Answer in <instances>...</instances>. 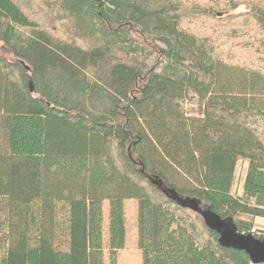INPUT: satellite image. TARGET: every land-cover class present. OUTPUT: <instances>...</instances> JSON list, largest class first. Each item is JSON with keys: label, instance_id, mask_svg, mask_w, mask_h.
Wrapping results in <instances>:
<instances>
[{"label": "trees", "instance_id": "16d2710c", "mask_svg": "<svg viewBox=\"0 0 264 264\" xmlns=\"http://www.w3.org/2000/svg\"><path fill=\"white\" fill-rule=\"evenodd\" d=\"M18 1L0 0L18 60L0 57V264H121L128 201L142 264H252L150 178L264 239L236 220L264 219V73L224 59L177 1L24 0L44 26ZM250 6L264 33V0Z\"/></svg>", "mask_w": 264, "mask_h": 264}, {"label": "rangeland", "instance_id": "374dc122", "mask_svg": "<svg viewBox=\"0 0 264 264\" xmlns=\"http://www.w3.org/2000/svg\"><path fill=\"white\" fill-rule=\"evenodd\" d=\"M181 3L184 8L188 9L190 15L187 16L184 24L192 32L202 36H211L215 38L219 48L223 52L224 59L232 64H244L253 67L264 73V33L256 27L254 20L244 21L247 19L245 15L251 9L252 4H257V0H173ZM236 2L237 5H233ZM24 11L41 22L44 21L33 7L24 3V0L18 1ZM215 9L217 17L222 19V23L205 16L203 13L196 16V10ZM38 13V14H37ZM217 18V19H218ZM219 19V20H220ZM220 51L217 48V52ZM0 57L15 63L17 58L4 49L0 42ZM264 129V125L260 127V131ZM248 163L240 160L236 170V178L234 181L232 193L236 197L244 196V183L246 180ZM105 219L106 224L109 218V204L105 203ZM127 218V243L126 248L120 252L121 264H142V252L138 248V229H137V205L136 202L128 201L126 206ZM257 219L261 221H257ZM238 221H246L253 223V230L258 233H264V219L252 218L247 215H239ZM199 240H203L198 235Z\"/></svg>", "mask_w": 264, "mask_h": 264}, {"label": "water", "instance_id": "95a60500", "mask_svg": "<svg viewBox=\"0 0 264 264\" xmlns=\"http://www.w3.org/2000/svg\"><path fill=\"white\" fill-rule=\"evenodd\" d=\"M23 65L26 70H29L25 63ZM29 87L30 92L34 93L32 83H29ZM150 181L176 205L198 214L206 227L219 235L221 247L244 252L252 264H264V239L259 240L251 234L240 233L233 218H221L199 199L181 196L175 189L167 188L158 178H150Z\"/></svg>", "mask_w": 264, "mask_h": 264}, {"label": "bare ground", "instance_id": "6f19581e", "mask_svg": "<svg viewBox=\"0 0 264 264\" xmlns=\"http://www.w3.org/2000/svg\"><path fill=\"white\" fill-rule=\"evenodd\" d=\"M252 233H256V231H255V230H253V231H252ZM245 235H248V234H245ZM251 235H252V234H251ZM256 239H257V238H256ZM259 240H262V239H259Z\"/></svg>", "mask_w": 264, "mask_h": 264}, {"label": "crops", "instance_id": "0c3cea01", "mask_svg": "<svg viewBox=\"0 0 264 264\" xmlns=\"http://www.w3.org/2000/svg\"><path fill=\"white\" fill-rule=\"evenodd\" d=\"M259 219H257V221H258ZM259 221H261V220H259ZM262 225H264V222L262 223Z\"/></svg>", "mask_w": 264, "mask_h": 264}]
</instances>
